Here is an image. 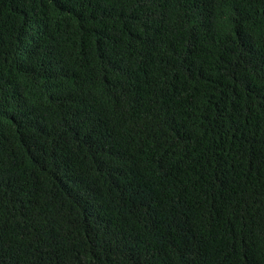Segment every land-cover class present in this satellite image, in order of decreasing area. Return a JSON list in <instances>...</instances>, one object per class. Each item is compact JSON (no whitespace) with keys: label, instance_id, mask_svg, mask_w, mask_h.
Instances as JSON below:
<instances>
[{"label":"trees","instance_id":"trees-1","mask_svg":"<svg viewBox=\"0 0 264 264\" xmlns=\"http://www.w3.org/2000/svg\"><path fill=\"white\" fill-rule=\"evenodd\" d=\"M0 264H264V0H0Z\"/></svg>","mask_w":264,"mask_h":264}]
</instances>
